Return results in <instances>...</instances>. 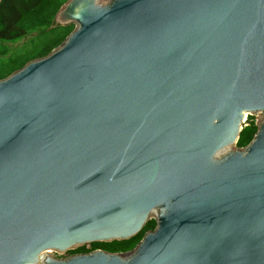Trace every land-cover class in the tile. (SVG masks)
<instances>
[{
	"label": "water",
	"instance_id": "obj_1",
	"mask_svg": "<svg viewBox=\"0 0 264 264\" xmlns=\"http://www.w3.org/2000/svg\"><path fill=\"white\" fill-rule=\"evenodd\" d=\"M69 23L0 79V264H264V118L236 146L264 116V0H68ZM150 218L129 251L49 253Z\"/></svg>",
	"mask_w": 264,
	"mask_h": 264
},
{
	"label": "trees",
	"instance_id": "obj_2",
	"mask_svg": "<svg viewBox=\"0 0 264 264\" xmlns=\"http://www.w3.org/2000/svg\"><path fill=\"white\" fill-rule=\"evenodd\" d=\"M68 0H4L0 4V79L23 67L28 61L43 57L62 43L73 30L74 24L51 26L57 11ZM26 38V41L17 46ZM257 124L252 115L247 116L239 133L236 146H246L254 137ZM156 227V219L146 221L141 231L125 240L94 242L83 245L73 253H87L103 249L111 253L126 252L133 249L145 232Z\"/></svg>",
	"mask_w": 264,
	"mask_h": 264
},
{
	"label": "rangeland",
	"instance_id": "obj_3",
	"mask_svg": "<svg viewBox=\"0 0 264 264\" xmlns=\"http://www.w3.org/2000/svg\"><path fill=\"white\" fill-rule=\"evenodd\" d=\"M25 41H26V38L21 40V41H19L18 43H15V44L11 45V47H17V46L23 44ZM252 116L255 118L256 122H259L262 118H264V116L261 115L260 113H255ZM150 217H155V216L153 214H151ZM86 245H88V244H86ZM49 253H51L55 257H64L66 255V253L61 254V253H58V252H55V251H49Z\"/></svg>",
	"mask_w": 264,
	"mask_h": 264
},
{
	"label": "flooded vegetation",
	"instance_id": "obj_4",
	"mask_svg": "<svg viewBox=\"0 0 264 264\" xmlns=\"http://www.w3.org/2000/svg\"><path fill=\"white\" fill-rule=\"evenodd\" d=\"M66 256H69V255H65L64 257H66Z\"/></svg>",
	"mask_w": 264,
	"mask_h": 264
}]
</instances>
